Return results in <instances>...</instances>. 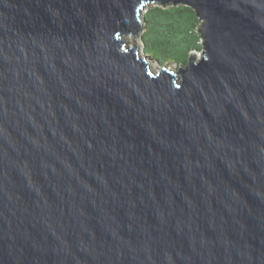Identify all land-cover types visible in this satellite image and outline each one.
I'll return each mask as SVG.
<instances>
[{
    "label": "water",
    "instance_id": "water-1",
    "mask_svg": "<svg viewBox=\"0 0 264 264\" xmlns=\"http://www.w3.org/2000/svg\"><path fill=\"white\" fill-rule=\"evenodd\" d=\"M151 3L178 71L124 42ZM0 264H264V0H0Z\"/></svg>",
    "mask_w": 264,
    "mask_h": 264
},
{
    "label": "trees",
    "instance_id": "trees-1",
    "mask_svg": "<svg viewBox=\"0 0 264 264\" xmlns=\"http://www.w3.org/2000/svg\"><path fill=\"white\" fill-rule=\"evenodd\" d=\"M141 21L144 25L140 37L145 56L152 57V53L158 56L159 65L174 63L182 67L188 63L192 52L202 50L199 20L194 10L186 5L151 4Z\"/></svg>",
    "mask_w": 264,
    "mask_h": 264
},
{
    "label": "rangeland",
    "instance_id": "rangeland-1",
    "mask_svg": "<svg viewBox=\"0 0 264 264\" xmlns=\"http://www.w3.org/2000/svg\"><path fill=\"white\" fill-rule=\"evenodd\" d=\"M151 4H148L145 9H143L142 11V14L146 11V9L148 7H150ZM181 6V5H180ZM144 25V24H143ZM199 25H200V21L198 22V28H199ZM164 30V29H163ZM143 32V30H142ZM163 33V32H162ZM141 36V35H140ZM137 37L136 39H133L132 37H125V40L128 44V46H132L133 44V41H134V45L137 46L139 49H138V54L139 56L141 57H146L147 59H149V63L151 65V68L153 69L154 72L156 71H159L161 69V67L163 66H168L170 69L174 70V71H178V69L180 68V66L174 64V63H165L164 65H159L158 62H159V57L158 56H154L153 53L151 54L152 57L150 56V54H146V55H149V56H145V53L143 51V43L141 41V37ZM162 36V35H161ZM201 55V52H192V56L196 57V59H198Z\"/></svg>",
    "mask_w": 264,
    "mask_h": 264
},
{
    "label": "flooded vegetation",
    "instance_id": "flooded-vegetation-1",
    "mask_svg": "<svg viewBox=\"0 0 264 264\" xmlns=\"http://www.w3.org/2000/svg\"><path fill=\"white\" fill-rule=\"evenodd\" d=\"M142 30H143V28H142L141 31H140V35H141V33H142Z\"/></svg>",
    "mask_w": 264,
    "mask_h": 264
},
{
    "label": "clouds",
    "instance_id": "clouds-1",
    "mask_svg": "<svg viewBox=\"0 0 264 264\" xmlns=\"http://www.w3.org/2000/svg\"><path fill=\"white\" fill-rule=\"evenodd\" d=\"M142 28H143V23H142ZM139 36H140V34H139ZM139 36H138V37H139ZM127 46H128V45H127Z\"/></svg>",
    "mask_w": 264,
    "mask_h": 264
},
{
    "label": "bare ground",
    "instance_id": "bare-ground-1",
    "mask_svg": "<svg viewBox=\"0 0 264 264\" xmlns=\"http://www.w3.org/2000/svg\"><path fill=\"white\" fill-rule=\"evenodd\" d=\"M140 15H142V12H140Z\"/></svg>",
    "mask_w": 264,
    "mask_h": 264
}]
</instances>
